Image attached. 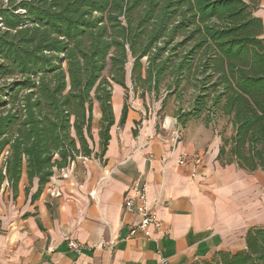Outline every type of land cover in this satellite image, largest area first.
I'll use <instances>...</instances> for the list:
<instances>
[{
    "label": "trees",
    "instance_id": "16d2710c",
    "mask_svg": "<svg viewBox=\"0 0 264 264\" xmlns=\"http://www.w3.org/2000/svg\"><path fill=\"white\" fill-rule=\"evenodd\" d=\"M258 5L0 0V188L7 180L15 196L26 173L30 185L38 180V196L56 170L78 157L103 160L116 122L114 85L129 89L130 58L133 88L140 86L143 96L158 93L168 74V95L183 83L193 86L189 107L176 112L182 126L203 115L207 125L216 116L227 119L231 133H220L217 156L222 165L264 171V24L255 15ZM127 112L125 102L120 124ZM203 264H264V226L248 230L244 249L219 251Z\"/></svg>",
    "mask_w": 264,
    "mask_h": 264
},
{
    "label": "crops",
    "instance_id": "0c3cea01",
    "mask_svg": "<svg viewBox=\"0 0 264 264\" xmlns=\"http://www.w3.org/2000/svg\"><path fill=\"white\" fill-rule=\"evenodd\" d=\"M258 3L255 15L264 24V0ZM115 86L116 122L103 160L78 157L67 177L56 170L38 196V180L30 185L26 173L15 196L7 180L2 184L0 264H203L219 251L244 249L248 230L264 226V171L222 165L221 135L203 116L182 126L175 112L177 128L158 127L145 116L144 100H122L124 88ZM183 152L202 159L196 174L190 163H179ZM139 175L162 222L152 238H127L139 218L124 212V199ZM70 239L81 242V251L70 248Z\"/></svg>",
    "mask_w": 264,
    "mask_h": 264
},
{
    "label": "rangeland",
    "instance_id": "374dc122",
    "mask_svg": "<svg viewBox=\"0 0 264 264\" xmlns=\"http://www.w3.org/2000/svg\"><path fill=\"white\" fill-rule=\"evenodd\" d=\"M146 60L143 59V62ZM133 64V59L130 58L128 63L126 64V79L128 85L130 86L128 90L122 89L121 96L122 100L126 95H129V102H134L136 99H140L139 104H142L144 100L143 108L146 110V117H153L156 119L158 127L166 126L167 129L170 127L173 129L177 128L179 125L171 118L172 114L177 112L178 109L183 108L187 109L191 103V100L194 96V88L190 83H183L184 88L181 97H178V93L180 92V88L175 87L172 91L176 93H170L172 95H168L167 85L172 84L173 77L168 74L163 83L160 86V91L158 93L155 92H145L144 96L142 95L143 89L138 86L136 90L133 88V82L131 78V68ZM108 69L104 71V75H108ZM114 95L117 93V97L120 95V89L114 85ZM167 98L165 99V97ZM116 95L113 97V101L117 102ZM165 100V101H164ZM204 116V115H203ZM101 118V112L99 109V104L95 102L94 105V122H93V135L95 141L97 140V135L99 132V123ZM204 118V117H203ZM171 120V122H170ZM198 123H202V120L199 119L196 121ZM214 132V134H220L222 130H224L227 134L229 132V125L227 123V119L222 116H216L214 120L211 122L210 126ZM176 135V133H175ZM183 137V135L180 134ZM181 139V138H179Z\"/></svg>",
    "mask_w": 264,
    "mask_h": 264
},
{
    "label": "built area",
    "instance_id": "2783aa9c",
    "mask_svg": "<svg viewBox=\"0 0 264 264\" xmlns=\"http://www.w3.org/2000/svg\"><path fill=\"white\" fill-rule=\"evenodd\" d=\"M74 162L60 170L63 177H67L66 171L73 167ZM179 163L182 165L190 163L194 168L193 173L196 174L197 168L202 166V159L191 156L188 152H183L179 158ZM51 193L56 196L60 194L56 188H52ZM123 210L125 213H133L139 218L137 224L130 229L127 238L135 237L138 234H142L146 238H152L162 224L149 203L148 181L143 175H139L132 181L129 192L124 199ZM68 243L70 248L81 251L82 244L78 240L70 239Z\"/></svg>",
    "mask_w": 264,
    "mask_h": 264
}]
</instances>
